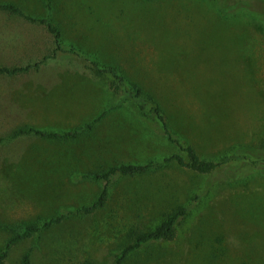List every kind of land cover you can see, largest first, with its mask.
Listing matches in <instances>:
<instances>
[{"label": "rangeland", "instance_id": "rangeland-1", "mask_svg": "<svg viewBox=\"0 0 264 264\" xmlns=\"http://www.w3.org/2000/svg\"><path fill=\"white\" fill-rule=\"evenodd\" d=\"M243 6L262 8L260 1ZM34 18L53 19L62 48L39 68L0 75V250L10 230L68 214L57 226L14 246L5 264H114L134 234L156 229L191 205L171 242L132 255L126 264H264V28L216 0H0ZM250 11V10H249ZM260 12V11H259ZM56 38L41 23L0 8V68L34 66L53 56ZM73 50L76 53H73ZM102 69L126 82L111 89ZM132 84L141 87L138 103ZM145 105V112L141 111ZM158 105L172 133L200 157L226 165L200 175L165 159L186 156L153 114ZM76 140L35 134L30 126L70 131ZM156 164L115 177L105 207L92 205L105 184L81 176L121 164Z\"/></svg>", "mask_w": 264, "mask_h": 264}, {"label": "trees", "instance_id": "trees-1", "mask_svg": "<svg viewBox=\"0 0 264 264\" xmlns=\"http://www.w3.org/2000/svg\"><path fill=\"white\" fill-rule=\"evenodd\" d=\"M217 3L220 4L222 11L224 14H235L237 12L243 11L249 14L253 19L260 22L264 28V10L262 8H254L252 5L248 8L243 6L242 0H216ZM260 1L264 4V0H252ZM264 6V5H263ZM0 8L7 11L11 15H19L31 21L33 23H41L45 25L48 31L53 34L56 38L57 49L53 56L45 57L40 63L35 64L34 66H27V67H17L14 69L9 68H0V75H17L20 73H25L30 71L32 68H39L41 64L46 63L49 59L54 58L56 53L64 50L62 48V41H63V33L60 26H57L54 19H53V8L49 4L48 8V16L47 18H34L28 14H26L21 7L13 4V3H0ZM250 10V11H249ZM260 11V12H259ZM73 51V50H70ZM73 53H76L73 51ZM87 61L90 62L92 65V69L95 71L97 75H101V73H105L109 75L114 82L111 84V89L118 93L120 92V82H126L125 77L121 76L119 73L120 71L111 68V69H102L98 60L93 59L91 57L86 58ZM131 93L133 94V98L136 102L141 103L144 100V95L140 86L136 84H132ZM141 111L145 112V105L141 104L140 106ZM153 114L157 116L159 121L162 123L163 128L165 130L166 135L169 137L170 141L174 143L178 149L185 153L186 156L181 155H173L167 159L165 162L172 163L176 162L180 167L187 168L193 172H196L200 175H210L214 176L217 174L223 166L226 165V161L224 162H214L210 160H205L200 157L197 150L191 146L186 145L177 139L172 130L169 126L168 120L162 114L161 109L158 105H154ZM106 113L101 115L99 118L95 119L93 122L83 125L82 127L70 130V131H46L36 129L30 126H24L12 134L10 139L19 138L22 136H27L31 134H35L43 139L46 140H53V141H73L78 139V137L83 133L85 130L91 131L94 126L100 122ZM156 164L154 162H150L146 165H135V164H121L117 166H112L106 170H103L98 173L88 174L81 176L82 179H93L100 183L105 184L102 193L100 194L99 198L90 206H83L75 212L70 213V215H92L96 211L105 207L106 203L108 202L109 198V185L113 178L115 177H135L138 175H142L148 173L152 169H154ZM191 212V205L187 206H180L174 209L172 212L167 214L163 222L156 228L146 232H140L134 234L133 241L124 246L121 250L120 254L117 256V259L114 264H126L128 259L137 253L138 251L147 248L153 244L160 243V242H171L177 236V228L180 223L189 215ZM68 214H63L59 217L52 218L49 220H40L35 223L26 224L24 227H17L10 230V238L8 239L5 247L0 250V264H5L6 260L9 257V253L11 249L19 243H22L28 239H31L35 236L42 234L44 231L51 229L54 226L60 225L66 218ZM22 264H31V257L30 254L27 253L23 259ZM86 264H91L90 262Z\"/></svg>", "mask_w": 264, "mask_h": 264}]
</instances>
